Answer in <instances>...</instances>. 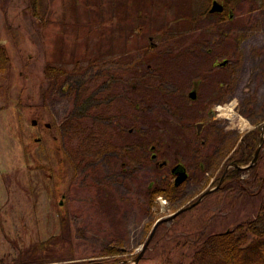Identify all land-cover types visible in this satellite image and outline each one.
Segmentation results:
<instances>
[{
  "label": "rangeland",
  "instance_id": "obj_1",
  "mask_svg": "<svg viewBox=\"0 0 264 264\" xmlns=\"http://www.w3.org/2000/svg\"><path fill=\"white\" fill-rule=\"evenodd\" d=\"M212 1L0 0L3 264H20L22 250L55 236L61 255L70 246L76 260L135 264L157 219L217 185L233 150L264 122V6L234 0L216 13ZM159 68L177 92L157 93L154 78L137 90ZM79 95L89 99L85 107ZM232 102L237 117L230 119L220 108ZM173 106L181 125L168 129L165 110ZM240 118L250 126L241 128ZM198 122L205 123L200 132ZM135 123L134 136L127 135ZM165 126L161 139L131 147ZM102 130L118 142H101ZM151 146L157 160L188 168L170 199L152 197L174 176L156 160L143 162ZM260 154L255 169H241L238 184L226 179L161 222L136 264L187 258L198 231L233 229L255 217L264 143Z\"/></svg>",
  "mask_w": 264,
  "mask_h": 264
},
{
  "label": "trees",
  "instance_id": "obj_2",
  "mask_svg": "<svg viewBox=\"0 0 264 264\" xmlns=\"http://www.w3.org/2000/svg\"><path fill=\"white\" fill-rule=\"evenodd\" d=\"M224 1H225L224 8H226L227 5L230 3V1H234V0H224ZM260 5L264 6V0L260 1ZM193 19H196V17L191 18V20ZM46 68H48V66ZM0 72H3L1 67H0ZM161 72H162L161 68L157 69L158 76H156L155 78L154 75H150L151 77L148 78L149 80L146 83L145 81H143L141 86L140 85L136 86L137 90H139V87L146 88L145 86L148 85L150 82H152L151 79L154 78L157 80V86H153V89H155L157 93L160 94L166 92V94L169 95L171 93L177 92L174 89L171 92L170 88L166 86L172 81L170 74H167V72L164 73ZM47 77H48V73H47ZM217 83L219 84V82ZM78 98L82 99L83 102L82 106L86 105L89 100L85 95L83 96L79 95ZM134 106L136 109L139 108L137 104H134ZM165 111L167 117L166 119L163 120L164 125L168 124V129L169 127L171 128L173 127L175 129V125L179 126L180 128L181 121L179 120L178 115H176V107L173 106L172 111H168V110ZM70 116L72 121L74 119H75L74 121L77 120L76 119L77 116L75 115V113L73 114L72 112ZM155 118H157V115L155 116ZM33 121L34 122L32 123L36 125L37 120L33 119ZM260 125L258 124L256 129L251 130L243 137L240 144H238L237 146L238 148L236 147L233 150V153H231V155L229 156V162H235L239 165L248 164L251 162L252 157L254 155V151L259 142L260 135L258 136V132L260 134ZM43 126L45 129L48 130V127L45 124H43ZM156 128H157L156 130L157 132L155 131V133L153 134L151 132L147 134L142 133L141 135L143 138V142L141 144H137L136 147L135 144H133L131 147L133 146L134 148L144 147L147 141L153 139L158 140L161 139V136H164L166 133L168 134L167 126H165L166 129L163 127H156ZM136 131H137V125L135 123L133 124L132 130H128L125 133L127 135L134 136ZM93 133L94 131L90 130V134H87L88 137H92L91 135H93ZM113 136L112 134H110V132H106L105 130H102L100 135H98V139L103 140L101 142H104V144L106 145H108V143L115 144L118 142V138H117L118 136L114 137V140L111 139ZM126 148H129V146H126ZM144 155L146 157L142 158L143 162L147 160V154L145 153ZM260 155L261 154L259 152L256 162L250 167H248L249 170H253L257 167ZM69 156L70 155L67 154V158H66L67 164L69 163L71 165L73 161L70 160ZM240 173H241V169L239 170V168H230L227 171L226 175L223 177V181L229 179V181H235V184H238L241 179ZM255 175L256 174H254V176ZM257 179L259 182L262 180L259 177ZM223 181L221 183H223ZM175 189L176 186H174L173 183H169L168 188L166 190H159V189L153 190L151 192L152 197L158 194V195H163L167 199H170V196L175 191ZM254 194L252 196L254 197L258 196V198L260 199V204L258 209L256 210L255 217H252L246 222L241 223V225L238 224L233 229H225L223 231L210 230V232L198 231L195 238H192V244L189 249L190 252L188 253L187 258H183L181 256L174 260H169V259H167L166 261L163 260L159 264H264V193H261L258 190ZM62 227L64 229V225H62ZM59 241H62L61 238L55 236L46 239L44 241H38L32 243L30 246L22 250L21 254L19 255V258L21 257L22 260H20L19 263L47 264L53 261H64V260L67 261L57 262L55 264H93L94 263L93 260L91 259L76 260V258L71 252L70 246H69L70 253H68L69 255L68 254L61 255V252H59L60 248L57 247ZM62 256L65 257L60 258ZM22 257H25L26 260H23L25 258ZM53 257L57 259L53 260L52 259ZM119 260L120 259H115V258L111 259V261L105 260L106 263L104 264H116ZM0 264H3L1 259H0Z\"/></svg>",
  "mask_w": 264,
  "mask_h": 264
},
{
  "label": "water",
  "instance_id": "obj_3",
  "mask_svg": "<svg viewBox=\"0 0 264 264\" xmlns=\"http://www.w3.org/2000/svg\"><path fill=\"white\" fill-rule=\"evenodd\" d=\"M223 10V5L221 3H218L216 0H213L212 1V5L211 7L209 8V11L210 12H219V11H222ZM227 62V60H223L222 62H220L219 65H224L225 63ZM196 91L195 90H190L188 92V97L190 99H195L196 98ZM34 122V121H32ZM203 122H198L196 123V130L197 132H200L202 126H203ZM45 125L48 127L49 124L48 123H45ZM264 142V122L261 124L260 126V137H259V142H258V145L254 151V155L252 157V160L249 164L245 165V166H242V165H239L235 162H230L224 169V173L222 175V177L220 178L219 182L217 183V185H215L214 187L212 188H209L207 190H205L204 192H202L200 194V196L192 203L188 204L187 206H183V207H180L179 209H177L176 211H174L172 214L166 216V217H163V218H159L155 221V223L153 224V227L151 228V231H150V234L148 236V238L146 239L145 243L143 244L140 252L138 253V255L135 257V264L138 262L139 258L141 257V255L143 254L144 250L147 248L148 246V243L150 241V239L152 238L153 234H154V231L156 229V227L163 221H169L170 219L174 218L176 215H178L179 213H181L182 211H185L186 209L188 208H191L193 207L194 205H196L205 195H207L208 193L216 190L222 180H223V176L224 174L226 173V171L228 170V168L231 166V167H236V168H240V169H244V168H248L250 167L251 165H253L257 158H258V155H259V152L261 150V147H262V144ZM181 166V167H180ZM172 172L175 173V178H174V185L175 186H178L179 184H181L183 181H185L187 179V172L185 170V168L182 166V165H175L174 167H172Z\"/></svg>",
  "mask_w": 264,
  "mask_h": 264
},
{
  "label": "flooded vegetation",
  "instance_id": "obj_4",
  "mask_svg": "<svg viewBox=\"0 0 264 264\" xmlns=\"http://www.w3.org/2000/svg\"><path fill=\"white\" fill-rule=\"evenodd\" d=\"M222 2V1H221ZM220 2V3H221ZM223 4V3H222ZM224 5V4H223ZM224 8V7H223ZM221 11H219V12H216V13H220ZM149 151H150V154L149 155H147V159L148 160H151V161H153V160H156V164H157V169H161V168H164V167H168V169H169V171H168V173L169 174H171V175H173V176H175V173H173L172 172V167H174L175 165H182L183 163L182 162H175L174 164H168L169 162L167 161V160H165V159H163V160H157V150H155V147H149V149H148ZM154 155V156H153ZM153 156V157H152ZM182 163V164H181ZM185 169H186V171H187V174H188V168L186 167V165L185 164H183L182 165ZM181 167V166H180ZM228 171V170H227ZM227 171H226V173H227ZM223 173H224V170H223ZM223 173L221 174V177H222V175H223ZM226 173L224 174V176L226 175ZM223 176V177H224ZM220 177V178H221ZM220 180V179H219ZM223 181V180H222Z\"/></svg>",
  "mask_w": 264,
  "mask_h": 264
},
{
  "label": "bare ground",
  "instance_id": "obj_5",
  "mask_svg": "<svg viewBox=\"0 0 264 264\" xmlns=\"http://www.w3.org/2000/svg\"><path fill=\"white\" fill-rule=\"evenodd\" d=\"M233 107H234V102L230 104H226L220 108L221 113L230 119L237 117V115L233 111ZM239 122L241 124V128L250 126L248 122H246L245 120L242 121L241 118L239 119Z\"/></svg>",
  "mask_w": 264,
  "mask_h": 264
}]
</instances>
